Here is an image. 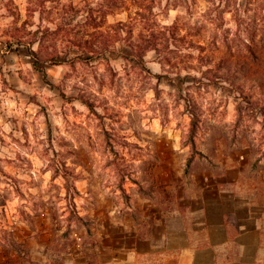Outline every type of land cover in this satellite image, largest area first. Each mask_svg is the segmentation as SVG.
Wrapping results in <instances>:
<instances>
[{
	"label": "clouds",
	"instance_id": "9594fccd",
	"mask_svg": "<svg viewBox=\"0 0 264 264\" xmlns=\"http://www.w3.org/2000/svg\"><path fill=\"white\" fill-rule=\"evenodd\" d=\"M70 5L81 24L90 11L107 21L93 62L57 32ZM173 23L208 50L177 46ZM262 38L264 0H126L118 13L106 0H0V264H33L37 214L57 217L54 264H160L152 208L214 177L264 203ZM213 40L235 53L220 70Z\"/></svg>",
	"mask_w": 264,
	"mask_h": 264
},
{
	"label": "crops",
	"instance_id": "0c3cea01",
	"mask_svg": "<svg viewBox=\"0 0 264 264\" xmlns=\"http://www.w3.org/2000/svg\"><path fill=\"white\" fill-rule=\"evenodd\" d=\"M232 187L215 177L200 180L186 195L178 193L172 203L150 210L157 221L151 231L160 264H264V203L245 202ZM51 224L47 219L33 231L29 251L33 264H42L46 257L49 264L55 262V254L49 255ZM67 230L69 236L71 229ZM141 244V251H151L147 241ZM12 259L5 253L3 264Z\"/></svg>",
	"mask_w": 264,
	"mask_h": 264
},
{
	"label": "rangeland",
	"instance_id": "374dc122",
	"mask_svg": "<svg viewBox=\"0 0 264 264\" xmlns=\"http://www.w3.org/2000/svg\"><path fill=\"white\" fill-rule=\"evenodd\" d=\"M126 2V0H106V3L109 5V7L116 11L117 13L119 12V9L121 6ZM128 2H132L133 5L135 3V0H128ZM71 12L76 13L75 15L68 16L65 18L62 22V26L57 28V32H62L65 31L66 29L69 31V34L72 32L75 33V38L70 40V43L75 45L77 48L81 49H86L87 51L84 53L82 57H80L81 60L84 62H93L97 57L95 56V52L97 50V45L99 44L101 47H107L109 43V34L108 30L105 28V24L107 23L106 19L100 18L98 19L95 14H93L92 11L89 13V18L84 20L82 24L80 22H77V16L79 13L76 11L75 8L71 7L70 9ZM125 11H129L128 8L124 9ZM143 13L137 11V16H140L143 18ZM115 19V17H114ZM76 23V28H82L81 31H76V29L72 28L73 23ZM29 21H25V24H28ZM125 25V20H117L116 23L113 25H110L109 27L112 28L113 32H115L117 29H122L123 26ZM83 26V27H82ZM171 28L173 29L168 33V35L171 37V40L178 46V45H183L185 43L188 44V46L193 49V51H200V52H206L208 48L204 44H199L197 45L194 40L189 41L187 39L188 36H192V33H188L185 36H178L177 33L181 31L180 27L173 23L171 25ZM86 29V30H84ZM39 29L37 31V35H39ZM47 33H45V36ZM129 35H131V32H129ZM200 31L197 30L195 33V36H199ZM87 37V38H85ZM153 40L158 39L155 33H152ZM264 39V38H262ZM213 45H215V41H212ZM216 47V52L219 54L217 57V70L222 69L225 64L227 63V58L231 56H235V53H232L231 51V44L225 42L224 45V52L221 54V48L219 45H215ZM9 48H11V45H9ZM248 54L249 56L255 60L257 58V52L259 51V48H248ZM121 53L123 54L125 59H128L130 56H132L134 53L132 52L131 49L129 48H124L121 49ZM190 55V54H189ZM53 60H66V57H54L52 58ZM200 63H203L204 58L200 57L198 58ZM209 63H211V60H209ZM247 67V63L244 65ZM35 67V66H34ZM183 80L191 82L193 80H196V77H183ZM47 219L51 221V223L57 219L56 216H51V218H46V217H41L39 214H37V218L35 221V227L33 228L32 232L35 230L37 232V226H39L42 222H46ZM69 219H71V216H69ZM68 232L69 230H65L64 232V237H68ZM67 233V235H65ZM54 250L53 248L49 251V255H54Z\"/></svg>",
	"mask_w": 264,
	"mask_h": 264
},
{
	"label": "trees",
	"instance_id": "16d2710c",
	"mask_svg": "<svg viewBox=\"0 0 264 264\" xmlns=\"http://www.w3.org/2000/svg\"><path fill=\"white\" fill-rule=\"evenodd\" d=\"M39 64V61H37V65ZM35 67H36V65H34ZM81 220H82V218H81ZM65 235H67V233L65 234Z\"/></svg>",
	"mask_w": 264,
	"mask_h": 264
}]
</instances>
